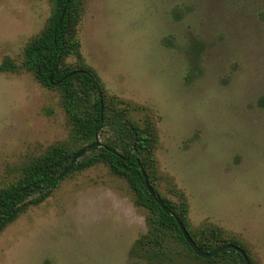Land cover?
Instances as JSON below:
<instances>
[{
	"label": "rangeland",
	"instance_id": "rangeland-1",
	"mask_svg": "<svg viewBox=\"0 0 264 264\" xmlns=\"http://www.w3.org/2000/svg\"><path fill=\"white\" fill-rule=\"evenodd\" d=\"M52 9L51 0H0V188L19 184L50 147L76 149L72 115L85 100L68 104L25 64ZM76 10L78 51L61 66L94 72L108 97L136 107L138 127L152 116L150 182L186 208L197 240L216 228L214 246L234 242L264 264V0H79ZM115 134L128 142L111 125L98 137ZM149 215L105 163L70 171L0 231V264H243L232 252L196 257L175 230L139 246Z\"/></svg>",
	"mask_w": 264,
	"mask_h": 264
},
{
	"label": "trees",
	"instance_id": "trees-1",
	"mask_svg": "<svg viewBox=\"0 0 264 264\" xmlns=\"http://www.w3.org/2000/svg\"><path fill=\"white\" fill-rule=\"evenodd\" d=\"M51 2L53 9L48 26L40 36L25 47V64L35 72L41 83L54 84L62 88L68 104H71V100L77 96H81L86 102L84 114L82 116L72 115L76 149L60 144L50 147L34 165L25 170L24 177L19 184L0 188V231L6 224L13 221L20 210L29 203L36 204L44 200L59 184L60 180L56 181L57 175L70 164L73 154L83 147L79 145L94 142L96 137L102 134L105 126L111 125L114 131L120 134L127 133L128 142L123 141L122 135L115 134L103 143V146L94 147L74 163L71 171L83 170L103 162L109 166L114 175L122 177L128 182L134 191L135 203L147 208L150 212L147 218L150 226L149 233L139 239V246L142 247L146 243L158 246L167 231L175 230L180 240L194 253L179 229L176 221V217H179L199 247L204 251H212L216 248L212 243V238L218 236L216 228H212L207 233L208 235L204 234L197 240L186 223V208L183 212L178 211L153 186L156 193L161 195L170 209V213L165 212L145 186L141 168H144L146 172L149 169L147 174L154 171L153 152L158 141V133L152 116L146 114L144 116L146 126L138 127L133 121L130 122L129 115L130 111L136 107H132L129 103L116 97H108L104 86L94 72L83 67L65 68L61 66L62 59L66 54L78 51V42L74 39V29L80 18L79 12L76 10L79 0H51ZM51 76L52 80H50ZM118 104H123L124 107H118ZM112 106L116 110V115H113L114 120L109 116V109ZM68 110L70 111L69 108ZM106 146L111 147L114 151L108 150ZM40 184L42 185L41 190L35 192H42V194L35 199L26 201L25 198L30 194V191L23 192V189L27 187L31 190ZM148 251L150 255H158V250L147 249L146 252ZM227 252L236 254L244 264L241 254L233 249L219 254L224 255ZM195 256L198 257L197 254Z\"/></svg>",
	"mask_w": 264,
	"mask_h": 264
},
{
	"label": "water",
	"instance_id": "water-1",
	"mask_svg": "<svg viewBox=\"0 0 264 264\" xmlns=\"http://www.w3.org/2000/svg\"><path fill=\"white\" fill-rule=\"evenodd\" d=\"M50 80H52V76L50 77ZM103 146V142L99 139V137H96V140L92 143H89L87 145H84L83 147H81L80 149H78L74 154L73 157L71 159V162L69 165H67L56 177V181L61 180L63 177H65V175L71 171L73 164L76 163L80 158H82L86 153H88L91 149H93L94 147H101ZM106 148L110 151H114L111 147L106 146ZM142 170V174L144 176V183L145 186L147 188V190L149 191V193L152 195V197L157 201V203L161 206V208L167 212L170 213V209L169 207L165 204L164 199L161 197V195H158L153 187V185L150 182L149 176L146 172V170L144 168H141ZM42 185H37L35 187H33L31 190H29L27 187L23 189V192H32V191H39L41 190ZM1 214V211H0ZM173 214V213H172ZM176 221L177 224L179 226L180 231L183 234V237L185 239V241L187 242V244L191 247V249L194 251L195 254H197L199 257L202 258H209V257H213L219 253H222L226 250L229 249H233L235 251H237L238 253L241 254L244 264H251V261L248 257V254L246 253V251L240 247L239 245H236L234 243H225L222 245L217 246L215 249H213L212 251H204L201 247H199V245L194 241V239L191 237V235L189 234L185 224L179 219V217H176Z\"/></svg>",
	"mask_w": 264,
	"mask_h": 264
}]
</instances>
